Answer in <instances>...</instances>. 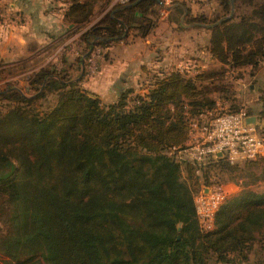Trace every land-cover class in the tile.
I'll list each match as a JSON object with an SVG mask.
<instances>
[{
	"label": "trees",
	"instance_id": "16d2710c",
	"mask_svg": "<svg viewBox=\"0 0 264 264\" xmlns=\"http://www.w3.org/2000/svg\"><path fill=\"white\" fill-rule=\"evenodd\" d=\"M152 1L140 0L129 11ZM91 13L89 0H69L65 17L79 23ZM117 23L108 21L109 38L117 37ZM243 26L221 19L210 27L211 52L220 61L250 63L253 54L236 33ZM161 73L146 92L130 96L128 89L109 104L59 78V101L42 116L27 115L31 100L22 94H0L15 104L10 133L0 135L21 146L17 167L0 159V194L15 206L4 264H206L207 253L228 263L261 232L264 191L249 190L225 200L215 229L201 232L197 191L182 181L167 152L185 141L187 116L210 111L215 101L203 98L199 76ZM38 76L50 79L48 72ZM52 173L57 186L47 188L44 175Z\"/></svg>",
	"mask_w": 264,
	"mask_h": 264
},
{
	"label": "rangeland",
	"instance_id": "374dc122",
	"mask_svg": "<svg viewBox=\"0 0 264 264\" xmlns=\"http://www.w3.org/2000/svg\"><path fill=\"white\" fill-rule=\"evenodd\" d=\"M138 1L140 0H89L92 4L91 15L86 21L77 23L65 17V13L69 11V0H46L48 14L58 17L59 25L62 23V26L57 29L51 27L46 34L41 35L46 37L43 42L31 40L24 43L23 47L15 45L17 49L14 54L17 57L14 60L5 57L6 55H0V94L12 92L22 94L31 100L26 105L29 110H25L27 115L38 113L41 116L49 112L59 101L61 92L58 84H55L59 83V78L66 83H77L80 88L96 97L98 94L92 91L89 81L97 75L101 64L107 61L106 55L109 52L107 47L111 45L119 47L116 45L120 41L129 43L138 38L145 40L147 36L150 40L149 46L155 49L156 56L169 55L172 58L166 59L155 68L152 65L146 68L137 84L131 88L133 93L130 96L146 92L154 78L160 76L159 69L167 72L179 67L186 71L187 77L196 79L199 76L196 81L204 95L203 98L207 102L215 101L210 116L219 110L242 108L247 114L255 117V129L264 137V0H153L144 7L130 12L129 7L134 6ZM11 2L24 7L27 4L24 0H0V21L3 20L0 22V43L5 41L14 28H20V25L25 23L22 6L19 7V13L14 18L5 15L4 11H7L5 4ZM185 12H187L186 16ZM111 18L118 22L116 38L108 37L106 27ZM221 19H229V23L232 24L243 21L244 26L236 33H239L244 42L246 48L244 51L253 54L249 58L250 63L244 66L232 65L220 61L211 52L212 28L209 25L217 24ZM163 20L169 21V24L173 22L174 37L178 36V38L175 39L173 47L166 48V53L160 54L163 52L162 48H156L157 39L152 40V38ZM153 32L154 35L151 36ZM94 33L95 37L92 36ZM167 33L169 32L166 31L165 34ZM6 44L3 43V47ZM24 47L29 51L23 53ZM40 72H48L50 79L41 81L38 76ZM99 95L102 104L116 102L120 96L117 94L110 102ZM12 107H15L13 102L0 98V117L4 120L0 122V131L4 133H10L11 130L8 125L11 123L9 110ZM199 114L193 115L192 118L199 117ZM210 116L206 113V117ZM2 135H0V159H8L7 162L10 161L17 167L19 161L16 158L21 154V146L8 137L5 139ZM34 158L31 156V160ZM226 165L224 162L211 164L210 174L208 169L193 165L186 157L181 160V167L179 165L180 176L187 186L198 192L202 188V183L208 181L212 174L215 175V179L221 183L225 192V200L243 190L264 191V153L252 162L237 167ZM4 169L9 168L6 166ZM57 169L54 168V171L59 174ZM35 174L33 172L32 176ZM196 174L200 175V180L196 178ZM32 176L30 175V178ZM30 178L26 176L28 181ZM44 179L47 188L52 185L57 186L53 173L50 176L44 175ZM27 189L31 191L33 186L30 185ZM14 210L15 206L9 201V197L0 194L1 264L9 261L2 249L5 247V241L13 233ZM214 229L215 225L212 230ZM201 232L209 231L201 230ZM205 257L206 264H264V228L245 241L241 253L228 257V263L218 261V254L207 253ZM25 258L26 256H22V259ZM43 264L46 263L43 261Z\"/></svg>",
	"mask_w": 264,
	"mask_h": 264
},
{
	"label": "built area",
	"instance_id": "2783aa9c",
	"mask_svg": "<svg viewBox=\"0 0 264 264\" xmlns=\"http://www.w3.org/2000/svg\"><path fill=\"white\" fill-rule=\"evenodd\" d=\"M176 70L186 72L179 67ZM206 113L212 114L206 111L195 119L187 116L185 141L171 146L167 152L180 167L181 160L188 157L193 165L208 169L211 174V164L224 162L229 166H239L263 155L264 137L254 124L247 122L250 115L244 109L227 108L210 117H206ZM202 184L193 199L198 225L207 232L214 227L215 214L225 200V192L213 174Z\"/></svg>",
	"mask_w": 264,
	"mask_h": 264
},
{
	"label": "crops",
	"instance_id": "0c3cea01",
	"mask_svg": "<svg viewBox=\"0 0 264 264\" xmlns=\"http://www.w3.org/2000/svg\"><path fill=\"white\" fill-rule=\"evenodd\" d=\"M24 1H27L25 7L12 2L8 5L5 4L7 11H4V13L5 15H11V18H14L19 13L18 10L20 6L24 8L25 13V23L22 26L20 25V28H14L7 35L5 41L0 43V55H6L5 57L10 60H14V58L17 57L14 54L17 49L15 45L23 47L24 43L26 44V42L31 40L43 42L46 37H41V35L46 34L51 27L57 29L59 26H62V23L59 25L58 17H53L48 14L46 0ZM186 15L187 12H185V16ZM0 22H3V20ZM174 26L175 25L172 21L171 24L166 20L160 22L159 27L155 32V36L152 38V40L155 38L157 39L155 41L156 48H162L161 51L163 52L160 54H165L167 49L173 47L175 39L178 38V36L176 38L174 37ZM166 31L169 33L165 34ZM153 35L154 32L151 36ZM5 42L7 44L3 47V43ZM149 42L150 40L146 36L145 40L138 38L129 43H123L120 41L116 45L119 47H115L114 45L107 47L109 50L106 55L107 61H104L101 64L97 75L89 81V85L93 89L92 91L96 92L98 95L100 94L102 98H106L107 101L112 102L117 94L120 95L122 92L131 89L137 84L140 76L146 68L151 65L155 68L156 66L161 65L166 59L170 60V58H172V56L169 57V55L156 56L157 54L154 53L155 49L149 46ZM20 51L22 52V48ZM28 51V48H23V53ZM170 70H174V68ZM165 71L166 70L159 69L158 73L161 75V72ZM98 95H96V97H98Z\"/></svg>",
	"mask_w": 264,
	"mask_h": 264
},
{
	"label": "water",
	"instance_id": "95a60500",
	"mask_svg": "<svg viewBox=\"0 0 264 264\" xmlns=\"http://www.w3.org/2000/svg\"><path fill=\"white\" fill-rule=\"evenodd\" d=\"M209 26H212V25H209ZM247 122H248V123H251V124H254V123H255V117H254V116H250V117L247 119Z\"/></svg>",
	"mask_w": 264,
	"mask_h": 264
}]
</instances>
